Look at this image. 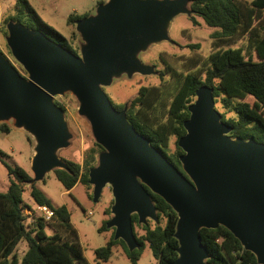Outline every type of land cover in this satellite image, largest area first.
I'll list each match as a JSON object with an SVG mask.
<instances>
[{"label":"water","instance_id":"obj_1","mask_svg":"<svg viewBox=\"0 0 264 264\" xmlns=\"http://www.w3.org/2000/svg\"><path fill=\"white\" fill-rule=\"evenodd\" d=\"M192 13L189 0H105L75 20L79 53L39 29L9 20L5 41L26 74L0 52V123L10 121L33 140L27 184L54 169L68 170L58 151L69 145L72 133L54 97L72 93L77 113L102 147L88 170V183L94 202L110 187L106 227L113 228V239H121L131 251L139 247L131 215L141 224L158 222L146 187L177 215V256L169 264H207L210 254L199 231L218 225L264 264V144L231 137V127L214 107L212 89L201 85L187 106L185 133L177 140L182 173L130 125L127 103L116 109L103 90L123 74H155L153 65L140 60V52L170 41L173 18Z\"/></svg>","mask_w":264,"mask_h":264},{"label":"trees","instance_id":"obj_2","mask_svg":"<svg viewBox=\"0 0 264 264\" xmlns=\"http://www.w3.org/2000/svg\"><path fill=\"white\" fill-rule=\"evenodd\" d=\"M14 6V14L7 16L3 24L9 20L19 21L27 28L41 30L50 39L77 53L67 39L39 17L27 0H14ZM189 8L193 12L189 18L192 24H197L195 16H198L212 29L209 38L214 50L194 61L187 73L167 68L169 76L164 79L160 71V82L138 87L126 110L130 125L182 173L179 156L183 151L177 140L185 133L183 121L189 115L187 106L193 102L195 90L201 85L212 89L214 107L221 121L231 127V137L253 138L264 144V0H189ZM87 15L70 14L66 23L71 24ZM2 32L6 35L4 26ZM237 40L244 43L231 46ZM186 47L194 49L198 44ZM55 103L65 112L61 103ZM112 105L118 110L122 108L121 104ZM9 130L10 126L0 123V131ZM171 137L174 138L172 151L169 149ZM100 150L102 147L94 143L85 152L82 163L64 160L68 170H53L64 189H71L77 182L91 188L88 170L95 165ZM6 168L9 185L6 191L0 192V264H91L84 256L67 207L52 205L35 183L28 185L31 175L21 167ZM145 189L154 203L158 222L147 219L141 224L136 214H132V232L139 247L129 251L121 239H113L112 231L105 245L94 249L97 263L107 261L112 247L118 243L131 263H136L145 243L156 264H169L177 256L178 242L174 237L177 215L160 196ZM24 193L34 207L25 202ZM36 205L51 208L52 216L44 219ZM109 209L105 213L110 214ZM106 222L104 220L97 228L99 232L107 229ZM45 225L51 228V234L45 233ZM135 227L142 232L138 234ZM199 233L210 254L207 264H258L254 254L245 250L225 227L201 228ZM21 240L26 242V249L19 258L15 250Z\"/></svg>","mask_w":264,"mask_h":264},{"label":"rangeland","instance_id":"obj_3","mask_svg":"<svg viewBox=\"0 0 264 264\" xmlns=\"http://www.w3.org/2000/svg\"><path fill=\"white\" fill-rule=\"evenodd\" d=\"M27 1L40 18L67 39L73 49L79 53L81 39L75 29V21L67 24L66 19L70 14L93 13L97 4L105 0ZM14 12V0H0V52L21 74L25 75L24 69L13 58L6 44L7 30L6 35L2 32L3 26L6 29L7 23L3 24V20L7 16L14 14ZM190 16L179 14L173 18L168 29L170 41L151 44L146 51L140 52V60L153 65L155 74L141 75L135 73L130 77L123 74L113 79L109 86L103 88L113 104H121L123 107L127 103L128 108L129 102L136 95L138 87L156 85L160 82V71H163L162 78L164 79L169 76V68L187 73V69L194 61L205 58L214 50L209 38L212 29L207 27L198 16H195L197 24H192L189 19ZM243 43V40H237L231 46H240ZM187 44H198V47L194 49L188 48L186 47ZM54 100L63 105L65 119L72 133L69 145L60 149L58 156L63 160L82 163L85 152L96 143L92 137L88 121L77 113L78 101L72 93L66 92L63 95H57ZM219 110L221 111L222 109L219 107ZM1 123H6L10 126L8 132L0 131V192H4L9 185L6 166L21 167L32 176L30 160L33 140L30 141L28 139L29 135L22 129L12 128L10 121ZM173 139V137L170 138V151L174 149ZM35 184L46 195L52 205L64 204L69 208L71 223L78 232L84 256L91 264H156V260L152 256L147 243L143 246L136 263L129 261L125 256L122 245L119 243L112 247L110 258L107 262H96L94 249L104 246L113 231V228H107L101 232L97 230L103 221H108L111 216V214L105 213V210L112 204L109 186H105L102 189L99 199L94 202L89 196L92 193V186L88 188L83 183L77 182L68 192H64L65 189L53 171L45 175L41 181L35 182ZM23 199L34 207L27 193H24ZM88 211L92 212L90 217L86 216ZM25 214H29V211H25ZM163 223L164 220L161 218L160 224L163 225ZM135 229L138 234L142 232L138 227H135ZM44 231L46 234L52 233L51 228L47 225L44 226ZM25 249L26 242L24 240L19 241L15 250L19 258Z\"/></svg>","mask_w":264,"mask_h":264},{"label":"built area","instance_id":"obj_4","mask_svg":"<svg viewBox=\"0 0 264 264\" xmlns=\"http://www.w3.org/2000/svg\"><path fill=\"white\" fill-rule=\"evenodd\" d=\"M36 210L38 211V213H40L43 217H44V219H49L51 216H52V214H53V212H52V209L51 208H49L48 206H46V205H36ZM92 215V212L91 211H88L87 213H86V216L87 217H90Z\"/></svg>","mask_w":264,"mask_h":264},{"label":"crops","instance_id":"obj_5","mask_svg":"<svg viewBox=\"0 0 264 264\" xmlns=\"http://www.w3.org/2000/svg\"><path fill=\"white\" fill-rule=\"evenodd\" d=\"M33 153V152H32ZM70 190V189H69ZM69 190H64V192H68ZM67 209H68V211H69V208L67 207ZM76 229V228H75ZM108 261V260H107ZM107 261H105V262H107ZM101 263H103V262H101Z\"/></svg>","mask_w":264,"mask_h":264}]
</instances>
